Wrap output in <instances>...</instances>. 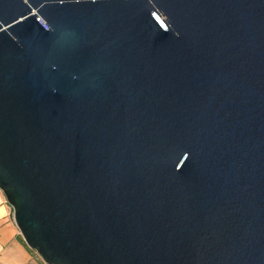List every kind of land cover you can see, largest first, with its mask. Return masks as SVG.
<instances>
[{"label": "water", "instance_id": "water-1", "mask_svg": "<svg viewBox=\"0 0 264 264\" xmlns=\"http://www.w3.org/2000/svg\"><path fill=\"white\" fill-rule=\"evenodd\" d=\"M0 191L44 264H264V0H0Z\"/></svg>", "mask_w": 264, "mask_h": 264}, {"label": "crops", "instance_id": "crops-1", "mask_svg": "<svg viewBox=\"0 0 264 264\" xmlns=\"http://www.w3.org/2000/svg\"><path fill=\"white\" fill-rule=\"evenodd\" d=\"M12 210L0 191V264H43L21 243Z\"/></svg>", "mask_w": 264, "mask_h": 264}, {"label": "trees", "instance_id": "trees-1", "mask_svg": "<svg viewBox=\"0 0 264 264\" xmlns=\"http://www.w3.org/2000/svg\"><path fill=\"white\" fill-rule=\"evenodd\" d=\"M21 243L25 246V244H24V242L21 240ZM26 247V246H25ZM27 248V247H26ZM28 249V248H27ZM28 251L30 252V253H33V251H31V250H29L28 249Z\"/></svg>", "mask_w": 264, "mask_h": 264}, {"label": "rangeland", "instance_id": "rangeland-1", "mask_svg": "<svg viewBox=\"0 0 264 264\" xmlns=\"http://www.w3.org/2000/svg\"><path fill=\"white\" fill-rule=\"evenodd\" d=\"M33 255H34V256H36L37 258H39V257L36 255V253H35V252H33ZM39 259H40V258H39ZM43 264H44V263H43Z\"/></svg>", "mask_w": 264, "mask_h": 264}]
</instances>
